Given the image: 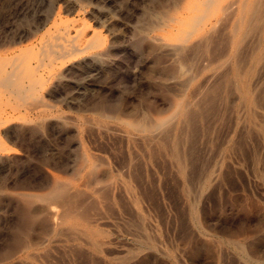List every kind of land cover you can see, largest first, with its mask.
Instances as JSON below:
<instances>
[{"label":"rangeland","instance_id":"1","mask_svg":"<svg viewBox=\"0 0 264 264\" xmlns=\"http://www.w3.org/2000/svg\"><path fill=\"white\" fill-rule=\"evenodd\" d=\"M239 1L0 0V264H264V0Z\"/></svg>","mask_w":264,"mask_h":264},{"label":"bare ground","instance_id":"2","mask_svg":"<svg viewBox=\"0 0 264 264\" xmlns=\"http://www.w3.org/2000/svg\"><path fill=\"white\" fill-rule=\"evenodd\" d=\"M260 1V0H259ZM225 5V4H224ZM228 5V4H227ZM204 7V6H203ZM257 2L256 1H254L253 3H251L250 5H249V7H247V5H246V0H240L239 1V5L237 6H233V7H228V9H227V11H228V13L230 14V13H233V14H236V15H238L239 16V21H238V24H241L242 23V21H244L246 18H249V20L250 21H252L254 18H255V13H256V10H257ZM222 8V7H221ZM261 8V7H260ZM205 9V8H204ZM203 10V9H202ZM222 11H224V10H222ZM207 13V12H206ZM209 13V12H208ZM264 13V12H263ZM230 16H231V14H230ZM237 16V17H238ZM198 17V16H197ZM202 19V18H201ZM233 19V18H232ZM250 21H249V23H250ZM196 22H197V20H196ZM200 22V21H199ZM257 22H258V20H257ZM61 24V23H60ZM196 24H198V23H196ZM198 25H200V24H198ZM66 26V25H65ZM233 26V25H232ZM236 26V25H235ZM237 27V26H236ZM261 29V28H260ZM201 31H202V29H201ZM246 31V30H245ZM62 32V31H61ZM235 32H236V30H235ZM196 33V32H195ZM234 33V32H233ZM95 34V33H94ZM247 34V33H246ZM233 35H235V34H233ZM190 36V35H189ZM84 37H85V35H84ZM209 38V37H208ZM236 38V37H235ZM234 38V39H235ZM73 39V38H72ZM233 38H232V40H234ZM261 39V38H260ZM63 40V39H62ZM242 40V39H241ZM56 42V41H55ZM202 43V42H201ZM204 43V42H203ZM209 43V42H208ZM71 44V43H70ZM69 44V45H70ZM195 44V43H194ZM259 44H261L260 42H259ZM210 45V44H209ZM51 47V46H50ZM179 47V46H178ZM191 47V46H190ZM209 47V46H208ZM171 48V47H170ZM236 48H237V46H236ZM238 48H239V46H238ZM240 49V48H239ZM239 49H237V50H239ZM260 49V48H259ZM58 50H59V48H58ZM262 50V49H261ZM103 51V50H102ZM263 52H264V50H262ZM59 52V51H58ZM100 52V51H99ZM98 52V53H99ZM235 52H236V50H235ZM234 52V53H235ZM61 53V52H60ZM97 53V54H98ZM59 54V53H58ZM68 55H69V52H68ZM71 55V54H70ZM256 55V54H255ZM264 56V55H263ZM231 57H233V56H231ZM255 57V56H254ZM262 57V56H261ZM97 58V57H96ZM227 58V57H226ZM230 60H231V58H229ZM236 59V58H235ZM264 59V58H263ZM4 60V59H3ZM3 60H1V61H3ZM5 60H7V59H5ZM229 60V61H230ZM254 60H256V59H254ZM253 60V61H254ZM238 61V60H237ZM4 62V61H3ZM239 68V67H238ZM8 69V68H7ZM6 69V70H7ZM237 69V68H236ZM242 74V73H241ZM13 76H14V70L12 69L11 71H9V72H2V73H0V85H2V86H5V87H7V86H11L12 84H13V81H14V78H13ZM260 78V77H259ZM185 109V108H184ZM187 111H189L188 109H187ZM184 114H185V112H184ZM188 115H189V113H188ZM6 118V117H5ZM9 120V119H8ZM188 120V119H187ZM9 121H11V120H9ZM193 134V133H192ZM166 141V140H165ZM192 149V148H191ZM182 151V150H181ZM181 153V152H180ZM187 155V154H186ZM188 158V157H187ZM189 159V158H188ZM188 165V164H187ZM194 173V172H193ZM140 177V176H139ZM55 184L56 185H54L53 187H52V191L51 192H49V194L44 198L45 200H51V202H52V200H57V199H63V197H65L64 199H66L67 200V195H65L64 193H63V191L62 190H60V188L57 186L58 184L55 182ZM204 187V186H203ZM65 188V187H64ZM69 190V189H68ZM65 195V196H64ZM83 195H84V193H83ZM71 197H72V195H70ZM43 197V196H42ZM70 197V198H71ZM74 197V196H73ZM72 197V198H73ZM27 198V197H26ZM72 198H71V200H72ZM76 198V197H75ZM85 198V197H84ZM44 199H43V201H44ZM24 200V199H23ZM83 200V199H82ZM31 201V200H30ZM73 201V200H72ZM46 202V201H45ZM48 202H50V201H48ZM26 204V203H25ZM30 204H31V202H30ZM93 205V204H92ZM60 206V205H59ZM72 208H74L71 212L69 211V210H71ZM80 208V207H79ZM69 210L68 211H65L63 214H62V216L61 217H59V222H60V225H62V223H64V221L66 220V218L67 217H79V218H84L85 216L84 215H86V211H85V209L84 210H78L77 209V207H69ZM50 212V211H49ZM88 213V212H87ZM86 218V217H85ZM91 221V220H90ZM243 245V244H242ZM25 246V245H24ZM245 251V250H244Z\"/></svg>","mask_w":264,"mask_h":264}]
</instances>
